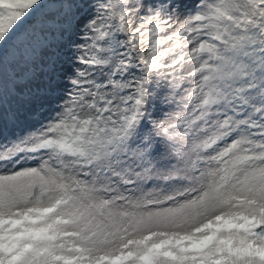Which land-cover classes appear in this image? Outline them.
Returning <instances> with one entry per match:
<instances>
[{
  "label": "snow or ice",
  "instance_id": "obj_1",
  "mask_svg": "<svg viewBox=\"0 0 264 264\" xmlns=\"http://www.w3.org/2000/svg\"><path fill=\"white\" fill-rule=\"evenodd\" d=\"M0 264H264V0H0Z\"/></svg>",
  "mask_w": 264,
  "mask_h": 264
}]
</instances>
